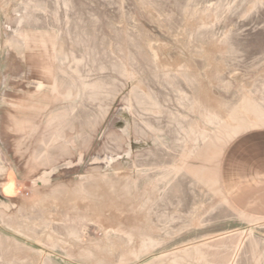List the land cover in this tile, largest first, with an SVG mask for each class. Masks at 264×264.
I'll return each instance as SVG.
<instances>
[{
    "label": "rangeland",
    "instance_id": "rangeland-1",
    "mask_svg": "<svg viewBox=\"0 0 264 264\" xmlns=\"http://www.w3.org/2000/svg\"><path fill=\"white\" fill-rule=\"evenodd\" d=\"M0 264H264V0H0Z\"/></svg>",
    "mask_w": 264,
    "mask_h": 264
},
{
    "label": "clouds",
    "instance_id": "clouds-1",
    "mask_svg": "<svg viewBox=\"0 0 264 264\" xmlns=\"http://www.w3.org/2000/svg\"><path fill=\"white\" fill-rule=\"evenodd\" d=\"M7 194L12 195L13 193L10 190H6Z\"/></svg>",
    "mask_w": 264,
    "mask_h": 264
}]
</instances>
